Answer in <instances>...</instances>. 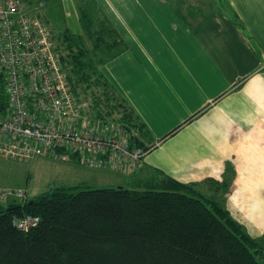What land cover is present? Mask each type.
Segmentation results:
<instances>
[{
    "label": "crops",
    "instance_id": "1",
    "mask_svg": "<svg viewBox=\"0 0 264 264\" xmlns=\"http://www.w3.org/2000/svg\"><path fill=\"white\" fill-rule=\"evenodd\" d=\"M63 1L80 29L81 0ZM94 2L125 45L101 71L152 143L135 170H103L125 188L229 183L226 210L264 240V0Z\"/></svg>",
    "mask_w": 264,
    "mask_h": 264
},
{
    "label": "trees",
    "instance_id": "2",
    "mask_svg": "<svg viewBox=\"0 0 264 264\" xmlns=\"http://www.w3.org/2000/svg\"><path fill=\"white\" fill-rule=\"evenodd\" d=\"M78 11L79 32L53 35L71 93L94 120L122 124L130 146L149 152L143 125L101 71L123 41L94 0ZM229 187L155 176L126 188L11 196L0 203V264H264V240L251 238L218 196ZM27 215L38 223L21 232L13 221Z\"/></svg>",
    "mask_w": 264,
    "mask_h": 264
},
{
    "label": "built area",
    "instance_id": "3",
    "mask_svg": "<svg viewBox=\"0 0 264 264\" xmlns=\"http://www.w3.org/2000/svg\"><path fill=\"white\" fill-rule=\"evenodd\" d=\"M43 0H0V156L67 161L86 167L135 170L148 151L130 146L119 123L94 120L70 91L61 53L39 17ZM26 191L0 190V203ZM37 217L14 220L26 232Z\"/></svg>",
    "mask_w": 264,
    "mask_h": 264
},
{
    "label": "rangeland",
    "instance_id": "4",
    "mask_svg": "<svg viewBox=\"0 0 264 264\" xmlns=\"http://www.w3.org/2000/svg\"><path fill=\"white\" fill-rule=\"evenodd\" d=\"M81 1L84 4L89 3V0ZM44 2L45 6L39 14L53 35L58 38L65 32L74 33L79 30L77 15L66 12L63 0H44ZM118 174L117 171L89 169L81 163L57 161L49 157L19 160L0 156V190L27 191L29 198L48 192L52 188L78 184L96 189L118 187L116 181L127 180L128 176L126 174L127 176L123 177Z\"/></svg>",
    "mask_w": 264,
    "mask_h": 264
}]
</instances>
